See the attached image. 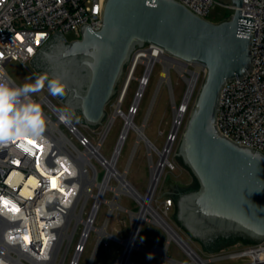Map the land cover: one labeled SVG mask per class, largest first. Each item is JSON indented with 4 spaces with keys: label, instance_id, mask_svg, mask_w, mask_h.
Instances as JSON below:
<instances>
[{
    "label": "water",
    "instance_id": "95a60500",
    "mask_svg": "<svg viewBox=\"0 0 264 264\" xmlns=\"http://www.w3.org/2000/svg\"><path fill=\"white\" fill-rule=\"evenodd\" d=\"M230 2L234 11L214 23L179 0H103L99 29L83 23L80 37L72 40L56 30L29 62L40 74L63 77L66 95L59 101L91 127L101 124L124 67L145 45L200 64L205 73L175 152L192 181L182 184L167 174L158 197L173 200V219L202 245L218 236L259 245L264 242V154L229 139L217 126L225 83L252 70L254 18L241 14L243 0Z\"/></svg>",
    "mask_w": 264,
    "mask_h": 264
},
{
    "label": "built area",
    "instance_id": "2783aa9c",
    "mask_svg": "<svg viewBox=\"0 0 264 264\" xmlns=\"http://www.w3.org/2000/svg\"><path fill=\"white\" fill-rule=\"evenodd\" d=\"M179 1L205 19L215 4H221L231 13L234 11L230 0L224 2L218 0ZM102 3L103 0H0V74L13 81L6 71L5 64L9 60H15L26 66L56 30L60 29L64 36L67 33H74V39H77L80 37V28L83 23L89 24L95 30L99 29ZM241 14L254 18V27L249 31L252 33V70L241 79L229 80L225 83L220 95L217 126L220 132L229 139L256 148L264 154V0H243ZM153 47L156 46L147 45L137 52L148 51ZM173 59L180 62L179 64L185 65L184 78H191L192 74L196 73L192 94L184 102V93L182 101L178 105L182 112L180 126L184 114L190 106L193 92L198 81L202 79L205 69L200 64H187L176 58ZM135 64L133 61L131 70ZM187 87L186 82V89ZM47 93L48 89L45 87L44 91L39 93L37 101L54 116V119H51L50 115L44 111L47 118L45 135L50 141L51 147L35 145L29 151H24L16 145H11L9 148L0 150V195L14 201L25 216L24 220L18 221H9L5 217H0V261L3 264H79L89 234L91 230H96L94 226L96 214L89 225L92 206L89 214L84 216L88 198L79 207L81 195L77 201L76 198L80 192L81 184L77 175L71 176V165L77 166L73 156L77 152L88 150L93 145L74 122L65 124L59 120L60 108L49 98ZM62 126L74 136L77 145L62 131ZM177 132L178 128L175 133L168 136V140L171 141L168 154L176 140ZM61 138L65 140L59 144L58 140ZM92 157L94 156H90L89 162L83 167L88 176L92 166ZM168 164L169 161L166 165ZM43 170H51L58 178L59 183L64 186L65 192L59 193L61 191L57 192L58 189H52L49 179L42 172ZM30 178H32L31 181ZM72 185H78V190L74 193L71 191ZM48 196H54L55 200L45 206V212L59 213L64 220L60 228L51 230L56 236L54 241L48 234L49 229L43 213L38 211ZM60 200L62 203L67 202L69 206L61 207ZM73 202L75 205L72 208ZM0 205L14 206L9 205L8 200L0 201ZM163 205L169 209L173 205V200L166 199ZM81 225L83 228L78 238H75ZM88 225L89 227H87ZM6 235L14 240L18 235L19 241L10 244L5 239ZM102 237L98 236L96 250L100 246ZM170 240L175 241L190 257V261L187 263L172 259L173 263L197 264L194 262L191 252L183 244L168 238V242ZM104 243L106 242L104 241ZM186 244L198 256L187 242ZM105 245L107 246V243ZM242 248L237 253L217 255L206 260L198 257L206 261L204 264H209V262L219 260L224 256L249 254L250 259L239 264H264V242L259 245L248 244ZM70 250L71 254H69ZM44 257L47 259H41ZM91 262L89 260L88 264Z\"/></svg>",
    "mask_w": 264,
    "mask_h": 264
},
{
    "label": "rangeland",
    "instance_id": "374dc122",
    "mask_svg": "<svg viewBox=\"0 0 264 264\" xmlns=\"http://www.w3.org/2000/svg\"><path fill=\"white\" fill-rule=\"evenodd\" d=\"M218 1L224 2L225 0ZM230 14L231 11L229 9L224 8L221 4H215L206 18L214 23H218L228 18ZM65 37L68 40H72L74 39L75 34L67 33ZM146 46L147 45L144 47ZM164 55L168 56L165 53ZM153 62V68L150 69L151 72L148 82L137 106L134 105L135 94L139 90V82L145 73L146 64L137 63L133 67V70H131L133 64L132 59L124 67L123 74L116 87V93L105 107L106 115L101 124L96 127H91L86 126L81 122L75 123V121H73L78 125L80 131L90 139L92 145L99 147V153L102 154L105 159H110L114 153L125 122L124 114H131L134 123L138 126L142 125L145 121L143 132L149 141L152 142V146H149L143 140H139L137 143V132L131 128L125 136L120 154L114 165L116 173L125 174L128 183L141 194L146 193L152 175V167L154 164L159 163L161 159L160 151L167 147L168 136L173 134L172 131L174 130L173 126L175 118L174 111L182 101L186 89V82L176 66H169V81L160 82L161 72L164 65L158 59ZM5 68L8 75L18 85L25 82H31L36 75L40 74L31 66L30 62L24 66L18 61L9 60L5 64ZM189 68L191 67L189 66ZM200 82L201 79L198 81L197 87L193 92L190 106L184 114L182 123L178 127L176 140L168 154L169 164L165 165L163 169L150 203L159 215L163 217L165 221L168 222L180 235V237L191 246L198 256L206 260L217 255L237 253L243 249L242 247L245 246V243L238 241L234 243V245H228L226 249L215 251L214 253L204 251L200 243L193 240L192 237H190V235L173 219L172 215L175 211L174 203L169 209L164 207L163 202L170 197H158L167 174L171 180H178L182 184H188L192 181V176L189 171L182 167L176 160L175 152ZM155 91L156 95L154 96L153 104L150 107V110H148ZM47 94L60 109L64 107L58 97H53L49 93ZM33 98L38 100L39 93L35 94ZM119 104L120 112L113 118L116 106H119ZM42 107L43 110L47 112L46 107L44 105H42ZM47 113L50 115L51 119H54V116L49 112ZM109 122H111L110 125H108ZM61 129L71 141L77 145L74 136L63 126ZM91 161L92 166L89 169V178L87 182L84 183V186L90 189L93 197L81 194L79 201L80 207L82 202L88 198L84 216L89 214L91 206L94 203V197L96 199V196L99 195L100 190L97 184L102 180L106 170L104 162L97 157H92ZM172 166H174V169H172ZM118 182V179L113 176L109 179V186H117ZM103 191L104 192L101 193L100 197L101 204L98 210H96L97 213L94 219V226L96 228H101L104 225L103 227L106 230V235L102 237L100 246L96 250L95 246L99 235L95 229V231L91 230L86 241L85 251L80 257L79 264H88L89 260L92 261L91 264H115L124 251L123 241L129 238L132 232V214L137 211L139 207V203L135 197L126 192H121L115 198V192L111 188H104ZM114 199L116 205L113 206L111 202ZM145 217L146 219L142 221L136 237L135 244L137 248L132 249L129 256L130 262H127L126 264H174L172 259L182 263L189 262L190 257L185 254L175 241L170 240L168 242L167 233L158 223L152 220L151 215L146 213ZM82 228L81 225L77 230L75 238H78ZM104 241L107 243V246ZM165 246L164 255L150 252L154 247ZM71 252L72 251L70 250L69 254H71ZM149 256H151V259H149ZM249 259V254L240 256L233 255L224 256L219 260L208 262L209 264H239L247 262Z\"/></svg>",
    "mask_w": 264,
    "mask_h": 264
},
{
    "label": "bare ground",
    "instance_id": "6f19581e",
    "mask_svg": "<svg viewBox=\"0 0 264 264\" xmlns=\"http://www.w3.org/2000/svg\"><path fill=\"white\" fill-rule=\"evenodd\" d=\"M157 59L160 60L164 65V68L161 72L160 82L161 81H167V82L169 81L168 70H169L170 65L176 66L179 69L182 77L184 78L183 73L185 72V65L179 64L180 62H178L177 60H174L173 58L164 55V53L159 48L153 47L148 51H144V50L138 51L134 55L133 61H135L136 64L137 63H142V64L144 63V64H146V66H145V73L139 82V86H140L139 90L135 94L136 95L135 100H134L135 106H137L138 102L140 101V99L143 95V92H144L143 90H144V88L148 82V78H149V75L151 72L150 69L153 68L152 67L154 64L153 61H155ZM195 75H196V73H193L191 78H184L188 84V87H187L186 92H185L184 102L192 94V87H193ZM125 87H124V89H125ZM153 100H154V98H153ZM152 104H153V101H152ZM152 104H151V106H152ZM119 107H120V104H119V106H116V111L113 114V118L117 113L120 112ZM178 107L179 106H177L175 108V111H174L175 112L174 126H173L174 130L172 131V133L176 132V130L179 126V121L182 117V112H181V110H179ZM149 110H150V108H149ZM123 116H124L125 122H124V125L122 128V133H121V136L119 138L118 143L116 144L114 153L110 159H105V157H103L101 154H99V147L98 146H91V147H89L88 150L77 152V154H75V156H73L75 159V162L77 163V166H76L78 169L77 178L81 184L80 192L76 198V201L78 200V198L81 194H85V195L93 197L90 189H88L84 186L85 185L84 183L87 182L89 176L86 172H84L83 167L85 164H87L89 162L88 161L89 157L90 156L97 157L102 162H104V165L106 167V170H105V173L103 175L102 180L100 182H98V184H97L100 192H99V195L96 196V199L94 197V203L92 205L91 215L89 218V225H90V221L93 220V218L97 212L96 210H98L99 205L101 204L100 197H101V193L104 192L103 191L104 188H111L115 192V198L119 195V193L126 192V193L133 195L135 197V199L139 203V207H138L137 211L133 212V214H132L133 226H132L131 235L129 236V238H127L126 240L123 241L124 251L122 253V256L117 260V262L115 264H126L127 262H130L129 256L132 252V249L137 248V246L135 244L136 237H137V234H138V231H139V228L141 226L142 221H144V219H146V217H145L146 213H149V215H151V217H152V220L155 221L156 223H158L162 228H164L169 239L177 240L179 243L183 244V246L187 250H189L191 252V255H192L195 263H197V264L206 263V261L201 260L193 251H191V249L188 247L186 242H184L182 240V238H180V236L175 232V230L165 222V219L159 215V213L156 211L155 208H153L151 206V203H150V201L153 197L155 188L159 182L160 176L163 172V169H164L166 163L169 161L168 160V149H169V146L171 144V141L168 140L167 141L168 145L166 144L167 147L164 150L160 151L161 159H160L159 163L154 164L152 167V175H151L150 183H149L148 189H147L145 194H141V193L137 192V190L131 184L128 183V181L125 178V174L116 173V171L114 169V165H115V162L117 161L118 155L120 154V150H121L123 142L125 140V136L127 135L128 131L131 128L136 130V132H137V135H138L137 143L139 142V140H143L149 146H152V142H150L147 137L144 138L143 129L145 126V121L143 122L142 125L138 126L134 123L131 114H124ZM110 123L111 122H109L108 125H110ZM64 140H65L64 138L59 139L58 140L59 144L61 142H63ZM42 172L49 179L52 189H55V190L58 189L57 192L61 191L59 193L65 192L64 186L59 183L58 178L56 177L55 174L52 173L51 170H43ZM113 176L116 177L119 182H118L117 186L112 187V186H109V179ZM29 180L31 181L32 178H30ZM53 182H55V184H53ZM95 200H96V203H95ZM61 201L62 200H60V202ZM111 203L113 206L116 205L115 199ZM60 205L63 208H67L69 206V204L67 202H63V203L61 202ZM74 205H75V203L73 202L72 208L74 207ZM89 225L87 227H89ZM103 226L101 228H96V230L99 233L100 238L102 236L106 235V230ZM155 250H157L160 253V255H164L165 247L153 248L151 251H155ZM174 264H176V263H174Z\"/></svg>",
    "mask_w": 264,
    "mask_h": 264
},
{
    "label": "clouds",
    "instance_id": "9594fccd",
    "mask_svg": "<svg viewBox=\"0 0 264 264\" xmlns=\"http://www.w3.org/2000/svg\"><path fill=\"white\" fill-rule=\"evenodd\" d=\"M45 87L48 93L53 97H64L66 95L67 85L63 77L56 75L51 76L45 72L36 75L31 82L16 84L10 78L0 74V150L9 148L11 145L29 151L31 147L39 145L42 147H51L50 141L45 135L47 128V118L44 114L42 105L34 99V95L42 92ZM59 120L65 124L80 122V117L70 106H64L60 109ZM78 175V169L75 165H71V176ZM78 190V185H72L71 191L74 193ZM8 200L9 205H0V217H5L9 221L24 220L19 206L10 198L0 195V201ZM55 200L54 196H48L38 209L43 213L49 236L51 240H55L56 236L53 229L62 226L64 220L59 213L45 212V206ZM8 243H16L19 236L16 235L15 240L5 236ZM46 260L47 257L41 258ZM151 259V256H149ZM0 264H3L0 261Z\"/></svg>",
    "mask_w": 264,
    "mask_h": 264
},
{
    "label": "flooded vegetation",
    "instance_id": "af4514ba",
    "mask_svg": "<svg viewBox=\"0 0 264 264\" xmlns=\"http://www.w3.org/2000/svg\"><path fill=\"white\" fill-rule=\"evenodd\" d=\"M238 241L244 243V241H242L240 238H237L235 236H228V237L218 236V237H214L212 240H210L206 244L202 245L200 243V245L206 251H215V250H218L222 246H225V245L226 246L234 245V243H236ZM245 245H248V244L245 243Z\"/></svg>",
    "mask_w": 264,
    "mask_h": 264
},
{
    "label": "crops",
    "instance_id": "0c3cea01",
    "mask_svg": "<svg viewBox=\"0 0 264 264\" xmlns=\"http://www.w3.org/2000/svg\"><path fill=\"white\" fill-rule=\"evenodd\" d=\"M154 248H159V247H154ZM165 248H166V246H165ZM150 252H152V253H156V254H160L157 250H155V251H151V250H150Z\"/></svg>",
    "mask_w": 264,
    "mask_h": 264
},
{
    "label": "snow or ice",
    "instance_id": "6c2138e0",
    "mask_svg": "<svg viewBox=\"0 0 264 264\" xmlns=\"http://www.w3.org/2000/svg\"><path fill=\"white\" fill-rule=\"evenodd\" d=\"M53 184H55V182H53Z\"/></svg>",
    "mask_w": 264,
    "mask_h": 264
}]
</instances>
